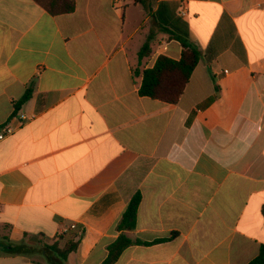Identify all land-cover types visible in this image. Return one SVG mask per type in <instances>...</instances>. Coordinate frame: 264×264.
<instances>
[{
    "label": "crops",
    "instance_id": "1",
    "mask_svg": "<svg viewBox=\"0 0 264 264\" xmlns=\"http://www.w3.org/2000/svg\"><path fill=\"white\" fill-rule=\"evenodd\" d=\"M112 1L0 0V129L27 117L0 140V264H44L9 247L70 224L66 264H102L136 193L125 234L143 244L114 264H247L264 245V0ZM179 21L201 55L181 97L140 96L142 70L180 58L161 30Z\"/></svg>",
    "mask_w": 264,
    "mask_h": 264
},
{
    "label": "trees",
    "instance_id": "2",
    "mask_svg": "<svg viewBox=\"0 0 264 264\" xmlns=\"http://www.w3.org/2000/svg\"><path fill=\"white\" fill-rule=\"evenodd\" d=\"M135 3L143 4V0H134ZM37 5L51 15L71 13L75 9V0H36ZM178 20H180L178 18ZM180 27H161L162 31L174 36L181 44L182 51L178 60H172L166 56H159L153 67L141 71V84L139 95L175 104L181 97L189 77L200 60V52L187 40L188 32L185 24L178 22ZM149 40L142 45L138 52V60L149 53ZM138 71L135 70V73ZM31 88H27L22 97L17 101L15 111L28 100ZM140 195L136 193L130 199L120 219L115 224V230L120 232L117 238L107 245V256L102 264H114L123 250L132 245L143 244L140 240L129 239L125 232L135 228L137 209ZM80 236V235H79ZM77 233L62 234L56 240L42 245L18 244L9 247L11 252L19 254H38L46 264H66L69 253L76 250L78 239ZM62 242V244L60 243ZM162 242V240L157 241ZM247 264H264V245H261L257 255Z\"/></svg>",
    "mask_w": 264,
    "mask_h": 264
},
{
    "label": "built area",
    "instance_id": "3",
    "mask_svg": "<svg viewBox=\"0 0 264 264\" xmlns=\"http://www.w3.org/2000/svg\"><path fill=\"white\" fill-rule=\"evenodd\" d=\"M123 7L122 0H113L112 1V8L117 11H121ZM181 16H184L183 11L180 12ZM13 120L16 121V126L13 124ZM27 121V117L23 113H19L17 116L14 115L13 118L7 122L3 127L0 129V140L5 139L8 136H11L15 133L17 127H21ZM76 230V224H70L68 227H65L61 233H67L68 231Z\"/></svg>",
    "mask_w": 264,
    "mask_h": 264
},
{
    "label": "rangeland",
    "instance_id": "4",
    "mask_svg": "<svg viewBox=\"0 0 264 264\" xmlns=\"http://www.w3.org/2000/svg\"><path fill=\"white\" fill-rule=\"evenodd\" d=\"M60 236V235H59ZM61 244H62V242H60ZM32 260H35V261H37V262H39V263H44V264H46L45 263V261L39 256V255H37V254H32L31 256H29Z\"/></svg>",
    "mask_w": 264,
    "mask_h": 264
}]
</instances>
